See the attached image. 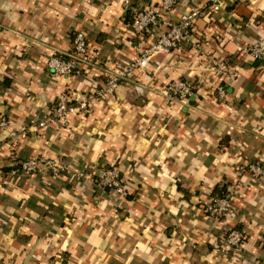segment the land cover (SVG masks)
Returning a JSON list of instances; mask_svg holds the SVG:
<instances>
[{"label":"crops","instance_id":"1","mask_svg":"<svg viewBox=\"0 0 264 264\" xmlns=\"http://www.w3.org/2000/svg\"><path fill=\"white\" fill-rule=\"evenodd\" d=\"M205 3L177 0L169 18ZM128 17L122 0H0V115L26 129L18 140L0 129V264H264V178L244 169L264 167V61L236 50L264 38V0L205 9L193 23L203 49L238 70L231 79L208 75V94L183 105L158 92L200 73L188 44L157 55L112 96L38 126L59 93L75 104L90 79L101 83L112 64L136 57ZM76 30L86 32L96 63L84 75L53 77L47 60L70 52ZM37 155L93 175L116 164L122 194L71 175L22 173L21 161ZM216 187L233 197V212L220 219L203 211ZM231 227L244 233L241 253L221 255L215 242Z\"/></svg>","mask_w":264,"mask_h":264},{"label":"built area","instance_id":"2","mask_svg":"<svg viewBox=\"0 0 264 264\" xmlns=\"http://www.w3.org/2000/svg\"><path fill=\"white\" fill-rule=\"evenodd\" d=\"M176 2L177 0H154V2L143 5H134L132 0H122L123 8L129 15L123 27L138 39L136 57L112 64L104 70V81L101 83L90 79L95 85H92L93 88L79 98L75 104L71 95L66 92L59 93L54 106L48 115L38 122V126L45 127L55 119H64L74 111L86 110L90 104L112 96L120 84L132 81L137 73L145 71L157 55H169L174 51L184 49L188 44L199 53L200 73L196 78L179 77L170 79L159 86L158 92L165 99L188 105L190 97L197 98L202 94H208L207 80L211 76L214 77L213 80L222 77L231 79L237 76L236 67L230 66L224 57L206 52L200 41L193 35L196 32L193 23L204 14L205 9L212 13L217 12L229 0H206L202 6L192 7L180 15L177 21H172L169 16L174 12ZM236 50L243 55H248L252 61H264V38L255 39L248 44H238ZM96 59V51L91 48L86 32L76 30L72 37L70 52L51 55L46 66L53 77L84 75L82 67L92 66L96 63ZM214 90L217 99H224L225 86L217 84ZM0 129L7 131L8 137L12 140L26 137L25 127H11V121L5 115H0ZM244 169L254 181L264 178V167L259 161L246 163ZM20 171L24 174L45 171L53 176L71 175L110 194H122L124 189L120 168L113 163L100 167L93 175L84 169H74L58 157L37 155L22 160ZM232 199L229 193L213 195L203 205V211L212 218L220 219L233 212ZM243 238L242 231L231 227L224 235L217 238L214 245L215 251L221 255H239Z\"/></svg>","mask_w":264,"mask_h":264},{"label":"trees","instance_id":"3","mask_svg":"<svg viewBox=\"0 0 264 264\" xmlns=\"http://www.w3.org/2000/svg\"><path fill=\"white\" fill-rule=\"evenodd\" d=\"M195 33H198V32H195ZM197 37L199 38L198 35H197ZM224 193H226V189L223 188V187H221V188L220 187L219 188L216 187V188L213 189V194L214 195H218L219 196V195H224Z\"/></svg>","mask_w":264,"mask_h":264},{"label":"water","instance_id":"4","mask_svg":"<svg viewBox=\"0 0 264 264\" xmlns=\"http://www.w3.org/2000/svg\"><path fill=\"white\" fill-rule=\"evenodd\" d=\"M233 0H229V2H232Z\"/></svg>","mask_w":264,"mask_h":264}]
</instances>
